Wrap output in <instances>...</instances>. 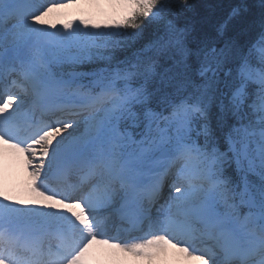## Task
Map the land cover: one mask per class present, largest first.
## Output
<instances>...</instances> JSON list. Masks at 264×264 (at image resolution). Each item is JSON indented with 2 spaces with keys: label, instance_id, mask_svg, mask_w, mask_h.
I'll list each match as a JSON object with an SVG mask.
<instances>
[{
  "label": "snow or ice",
  "instance_id": "6c2138e0",
  "mask_svg": "<svg viewBox=\"0 0 264 264\" xmlns=\"http://www.w3.org/2000/svg\"><path fill=\"white\" fill-rule=\"evenodd\" d=\"M0 264H264V0H0Z\"/></svg>",
  "mask_w": 264,
  "mask_h": 264
},
{
  "label": "trees",
  "instance_id": "16d2710c",
  "mask_svg": "<svg viewBox=\"0 0 264 264\" xmlns=\"http://www.w3.org/2000/svg\"><path fill=\"white\" fill-rule=\"evenodd\" d=\"M208 2H217V0H208ZM224 3L229 2V0H223Z\"/></svg>",
  "mask_w": 264,
  "mask_h": 264
}]
</instances>
